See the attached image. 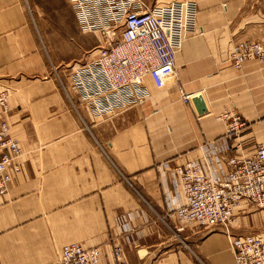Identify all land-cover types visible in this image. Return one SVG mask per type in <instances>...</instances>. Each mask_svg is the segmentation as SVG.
<instances>
[{
    "label": "crops",
    "instance_id": "crops-1",
    "mask_svg": "<svg viewBox=\"0 0 264 264\" xmlns=\"http://www.w3.org/2000/svg\"><path fill=\"white\" fill-rule=\"evenodd\" d=\"M190 1L194 26L176 79L159 90L147 78L142 96L108 92L103 111L88 101L84 114L57 75L95 49L96 33L82 31L70 0H0V90L11 93L8 121L24 151L22 170L0 196V264H58L70 242L99 246V264H237L222 226L180 229L168 213L183 201L178 169L187 161L218 169L214 156L224 165L264 140V62L237 69L229 60L234 42H264V0ZM197 95L209 109L203 115ZM225 110L246 122L238 137L217 118ZM120 215L136 229L122 262L112 244ZM263 217L238 215L232 234L264 237Z\"/></svg>",
    "mask_w": 264,
    "mask_h": 264
},
{
    "label": "built area",
    "instance_id": "built-area-1",
    "mask_svg": "<svg viewBox=\"0 0 264 264\" xmlns=\"http://www.w3.org/2000/svg\"><path fill=\"white\" fill-rule=\"evenodd\" d=\"M70 1L82 31L105 36L106 43L99 45L93 64H87V74L78 73L82 96H87L84 97L96 111L104 110L99 102L110 104L108 92L119 95L128 90L142 96L147 78L159 90L176 79L179 49L194 26L196 7L192 1L176 0L162 6H150L144 0ZM251 59L264 62V42L233 43L229 60L235 68H241ZM10 97L9 91L0 90V196L10 189L13 175L22 170L20 160L24 156L8 121ZM182 98L190 102L189 95L183 94ZM217 118L225 124L230 137H238L246 126L243 117L230 110L222 111ZM214 157L218 169H213L210 160L209 169L196 160H189L178 169L177 185L183 201L175 204L168 217L180 229L186 224L204 228L222 226L237 264H264V237L255 234L236 237L231 228L235 212L243 202L264 208V140L257 142L256 152L251 156L236 153L224 165ZM218 170L223 175L215 172ZM139 216L146 221L150 219L146 214ZM132 219L130 215L118 218L121 234L112 238V244L119 262L125 257V243L131 241L136 231L130 225ZM101 256L99 246L84 247L70 242L62 248L58 264H99Z\"/></svg>",
    "mask_w": 264,
    "mask_h": 264
},
{
    "label": "rangeland",
    "instance_id": "rangeland-1",
    "mask_svg": "<svg viewBox=\"0 0 264 264\" xmlns=\"http://www.w3.org/2000/svg\"><path fill=\"white\" fill-rule=\"evenodd\" d=\"M95 35H96L95 39H96V45H97V46H95V49L84 53V55H82L79 60H76L70 66H66L64 71L59 72L58 75H57L59 80L62 82V85H64L66 87L65 91H66L67 94H69V97H70L69 100H71L72 104L75 107H78L80 109V111L82 110V112H84V114H85V111H83V109L85 107L83 106V104L87 103L89 100L87 98L81 96L83 94H82V91L80 89V85L78 84V81H79L78 73H81V74L83 73V76L85 75V73L87 71V64H89V63L93 64V62H94V60H95V58L97 56V52H98L97 50H98L99 45H102V44L106 43L105 36H103L100 33H96ZM68 37H69V35L67 34L66 38L68 39ZM93 66H95V65H93ZM64 86H63V88H64ZM91 86H92V84H91ZM78 96H81V97L78 98ZM84 96H86V95H84ZM243 205L251 208L252 211L250 213L242 212L241 210H243L242 209ZM260 211L261 212L264 211V208L255 206V205H253L251 203L242 204L241 208L239 207L236 210L234 218H235V220L237 222L238 215H240V214L241 215H244V214L245 215H254L255 213H258ZM239 212H240V214H239ZM259 223H261L264 226V217L261 220H259Z\"/></svg>",
    "mask_w": 264,
    "mask_h": 264
},
{
    "label": "water",
    "instance_id": "water-1",
    "mask_svg": "<svg viewBox=\"0 0 264 264\" xmlns=\"http://www.w3.org/2000/svg\"><path fill=\"white\" fill-rule=\"evenodd\" d=\"M192 103L199 115H203L209 111L207 103L202 95L193 97Z\"/></svg>",
    "mask_w": 264,
    "mask_h": 264
}]
</instances>
